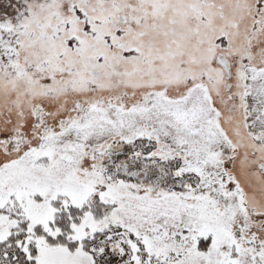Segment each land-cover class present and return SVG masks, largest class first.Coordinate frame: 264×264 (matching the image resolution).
Returning <instances> with one entry per match:
<instances>
[{
    "label": "snow or ice",
    "instance_id": "1",
    "mask_svg": "<svg viewBox=\"0 0 264 264\" xmlns=\"http://www.w3.org/2000/svg\"><path fill=\"white\" fill-rule=\"evenodd\" d=\"M0 264H264V0H0Z\"/></svg>",
    "mask_w": 264,
    "mask_h": 264
}]
</instances>
